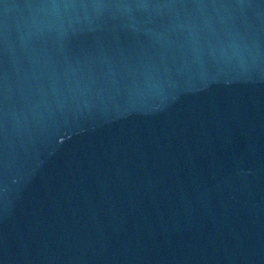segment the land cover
Returning <instances> with one entry per match:
<instances>
[{
    "label": "water",
    "instance_id": "obj_1",
    "mask_svg": "<svg viewBox=\"0 0 264 264\" xmlns=\"http://www.w3.org/2000/svg\"><path fill=\"white\" fill-rule=\"evenodd\" d=\"M0 264H264V0H0Z\"/></svg>",
    "mask_w": 264,
    "mask_h": 264
}]
</instances>
